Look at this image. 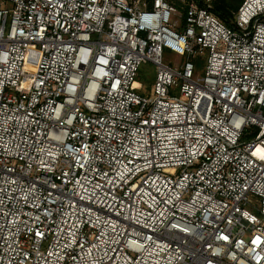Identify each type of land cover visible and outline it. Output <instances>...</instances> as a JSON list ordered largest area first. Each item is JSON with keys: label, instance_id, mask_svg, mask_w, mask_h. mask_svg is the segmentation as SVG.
<instances>
[{"label": "built area", "instance_id": "obj_1", "mask_svg": "<svg viewBox=\"0 0 264 264\" xmlns=\"http://www.w3.org/2000/svg\"><path fill=\"white\" fill-rule=\"evenodd\" d=\"M0 264H264V0H0Z\"/></svg>", "mask_w": 264, "mask_h": 264}, {"label": "rangeland", "instance_id": "obj_2", "mask_svg": "<svg viewBox=\"0 0 264 264\" xmlns=\"http://www.w3.org/2000/svg\"><path fill=\"white\" fill-rule=\"evenodd\" d=\"M164 57L166 62H168L170 59H174L173 55L169 53H165ZM206 60H207V55H203L201 59L193 60L197 67V72L199 75L204 74ZM177 61L179 60L177 59ZM156 72H157L156 66L153 63L146 61L141 64L137 76V81L139 83L137 92L139 94L145 96H150L153 94L152 90H153V84L156 80Z\"/></svg>", "mask_w": 264, "mask_h": 264}, {"label": "trees", "instance_id": "obj_3", "mask_svg": "<svg viewBox=\"0 0 264 264\" xmlns=\"http://www.w3.org/2000/svg\"><path fill=\"white\" fill-rule=\"evenodd\" d=\"M242 0H212V10L230 27L235 26V13Z\"/></svg>", "mask_w": 264, "mask_h": 264}]
</instances>
